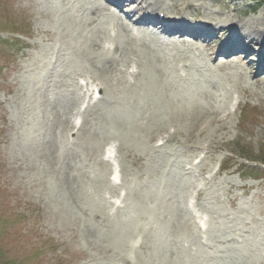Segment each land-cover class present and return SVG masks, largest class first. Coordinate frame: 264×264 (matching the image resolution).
Wrapping results in <instances>:
<instances>
[{"label": "rangeland", "instance_id": "obj_1", "mask_svg": "<svg viewBox=\"0 0 264 264\" xmlns=\"http://www.w3.org/2000/svg\"><path fill=\"white\" fill-rule=\"evenodd\" d=\"M153 1L161 6L152 16L165 12L171 39L150 25L135 29L126 15L130 7L111 0H0V264H264L259 46L246 58L214 55L188 32L226 18L261 26L264 6L253 0ZM73 17L78 21L66 36ZM90 19L97 21L92 27ZM124 23L128 36L139 39L130 44L144 60L139 64L153 58L156 85L162 81L147 85L145 70L138 77L145 94L135 87L117 98L124 85H106L124 76L119 69L135 68L104 33L122 44L129 38ZM176 24L189 27L178 32ZM97 32L109 51L95 47L88 56L78 48L73 54L82 35ZM220 33L212 40L215 50L226 37ZM162 40L184 55L162 54ZM103 61L117 70L100 73L96 65ZM103 77L100 92L96 82ZM197 101L207 115H195ZM142 102L148 109L139 108ZM88 105L95 115L77 113ZM141 114L142 125H134ZM112 144L119 182L110 178L113 163L103 159ZM178 220L189 221L193 231L189 240L181 237V257L170 261L159 247L174 238L166 226ZM141 228L156 241L137 251Z\"/></svg>", "mask_w": 264, "mask_h": 264}, {"label": "bare ground", "instance_id": "obj_2", "mask_svg": "<svg viewBox=\"0 0 264 264\" xmlns=\"http://www.w3.org/2000/svg\"><path fill=\"white\" fill-rule=\"evenodd\" d=\"M111 2L115 5H117L119 3L121 6L127 5L128 7H130L128 9V12L126 13V15L133 22H140V23L150 22V23H155V24H162V28H160V29H162V30L164 29V31H165V28H166L165 24H167L165 22V20H163L162 18H159L157 16L153 17V16H155V15H153L154 9L156 7L161 6V5H157V3L154 2L153 0H111ZM186 3H187V7L191 6L190 2H186ZM99 7H104V4L103 3L100 4L96 9H98ZM91 15L92 14H90V16ZM206 15L211 16L210 18H212V19H217L216 18L217 15L216 14L214 15V13H209ZM132 17L134 20L132 19ZM83 18H84V16L80 15V20H82ZM70 20L72 21L71 24L68 25L67 27H64V29L66 30V36H68L70 34L69 28L70 27L72 28L75 25L73 20L78 21V18L73 17V19L70 18ZM79 22H80V24L83 23L82 21H79ZM96 22H97L96 19H93V20L90 19L88 26L92 27V25H94ZM219 22H221V23H219ZM219 22H217L215 25H213V24H207L206 25V24L198 23V24L194 25L195 26L194 28H196L197 31H189L188 30V32H192L194 34H197L198 37L203 39L204 42L206 44H208V47L210 46L209 49L212 50V54H214V55L216 53H219V52H222V54H227V53L231 52L237 58H240V57L246 58V57H248L249 52L253 51L255 46L258 45L259 46V49H257V58L258 59L256 61H257L258 66H261V68H263L262 65H264L263 64L264 63V22L261 23V26H258V25L254 26V25L249 24L247 22L245 23L243 20H240V21L236 20L235 21L234 19H231V18H226L225 20H221ZM163 25H164V27H163ZM120 26L122 28H124V31L126 32V36H128V34L131 33L126 29L127 24H125V27L122 25H120ZM132 26H134L136 29V26H138V25L134 24ZM182 26L176 24V27L173 26V28L175 30H178V31H186L185 28L189 27V26H184L185 28H182ZM157 28H159V27H157ZM139 29L141 30L140 27L137 28L138 31H139ZM217 31L224 33V35L226 37L222 41L220 47L215 50L214 49L215 45L212 43V40L214 38V34H216ZM46 32H47V34H50L49 31H46ZM101 37H102V35L100 32H97L90 37L88 36V38L86 35H82L81 39H79L76 42L75 47H72L73 54H74V51H76L78 48L86 49V51L88 52V54H87L88 56H91V54L95 55V53H96V51L94 50L95 47H98L99 52L109 51L110 48L106 47L105 45H103L101 43V40H100ZM104 37L107 38L108 40L112 41L115 45H117L114 47L115 48L114 51L117 54L122 53V55L125 57V62H127V64L133 63L132 66H133V68H135V72H132V73L126 71L127 69H124V71L119 69L118 71L124 72V76L120 77L118 80H115V84L114 83L107 84L106 85L107 89L109 86H117L118 84L124 85V87H122V89H121V92H120V87L116 90L115 95L117 98H120L123 95L124 89L135 90V87L137 88V90H136L137 92L144 91V94H145V91H146L145 83L143 81L142 82L138 81V77L140 78L143 74L145 75V70H147V73L149 74L146 84L147 85L148 84L149 85H151V84L156 85V76H155V72H154L156 65L153 64V62H152L153 58L148 59L147 63H145L144 65H141L142 61H144V60H142V58H140V55L138 52L137 53L135 52V51H137L136 48H133L134 46L130 45V44H138L139 39L137 38V36L134 35L132 38L128 36L129 38L127 40H123L124 42H122V44H119V42H117V38L112 37L108 31H106L104 33ZM149 37L151 39H155V36L152 34H150ZM140 40H142L143 42H147V41H149V38L148 37H141ZM214 41H215V39H214ZM164 43L167 45L165 47L166 49L162 52V54L163 53L166 55L169 54V55L174 56V57H177V55H178V57L181 55H184V53L176 52L173 50L172 47H170L172 42L169 44L167 42H164ZM139 44L143 45L144 47L149 48V50L152 52L158 51L155 47H152V46L147 45L145 43H139ZM213 49L215 51H213ZM237 51H239L241 53L236 54V53H238ZM130 52H132L133 57L132 56L128 57V54ZM134 55L135 56L137 55L138 58L135 59ZM210 57H211V59L209 58L210 60H212L214 58L212 55ZM112 61H113V59L108 60V62H112ZM139 63H141V64H139ZM114 64L115 63L107 64L106 62L103 61V64H101V65L97 64L96 67H97L98 71L103 74V73L108 72L110 69L117 70L116 66L112 67ZM180 66L181 67H187V64L183 63ZM124 67L127 68L128 66H124ZM160 81H162V80L161 79L158 80V83L156 85L157 87H159ZM103 82H106L105 77H103L102 82H96L95 90H100V92L101 91L103 92L105 90V86L102 84ZM159 89H161V88H159ZM144 94H143V96H144ZM143 96H142V93H139L138 98H142ZM102 99H103V96L100 98L99 101H102ZM199 102L200 101H197V103H195L196 104L195 111H197L195 113V115L197 117L201 116L200 114L207 115L208 112H206L204 110L203 106L200 105ZM139 108L143 109V110L145 108L148 109L147 107H145L143 102L139 103ZM76 109H78L76 111L81 113V114L86 113L88 115H92L94 113L95 114L97 113L96 112L97 109H95L94 105H89L86 108V110L83 112L80 111L79 107H77ZM74 110H75V108L70 109V111H74ZM137 117L138 118H134V120H135L134 125L141 126L142 125L141 120H143L145 118V115L141 114ZM95 125L97 126L98 122L95 123ZM208 125H209V123H208ZM206 127L200 128V132L204 131L206 129ZM166 138H167V135L161 136L160 139H161L162 144L167 142ZM109 151H110L109 152L110 154H113V149H109ZM105 152H104V154H105ZM112 157H111V159H112ZM103 159H105V158H103ZM114 160H115V158L112 159V161H114ZM108 161L110 162V159ZM113 174L114 173H112V176H113ZM101 197L106 199L107 201H110L113 203V201L110 200L111 197H108V196L103 195V194L101 195ZM121 205H119V206H121ZM166 228L171 234L174 235V238L173 239H167V240L161 242L159 249H161L162 253H164V255H163L164 258L166 257V259L170 260V261H177L181 257V255H180L181 251H184L183 247L179 243L181 240V237H185L189 240L188 237L191 234V230L193 231V226L191 223H189V221L183 222L181 220H178V221H175V222L168 224L166 226ZM141 229H142L143 234H144V240L140 244L137 243L134 246L135 249H138V248L144 249L145 247H148L150 244H153L156 241V240L154 241L151 239V237L149 236L150 231H148V229H146V230H144L143 228H141ZM137 251H141V250L138 249Z\"/></svg>", "mask_w": 264, "mask_h": 264}, {"label": "trees", "instance_id": "obj_3", "mask_svg": "<svg viewBox=\"0 0 264 264\" xmlns=\"http://www.w3.org/2000/svg\"><path fill=\"white\" fill-rule=\"evenodd\" d=\"M259 5H264V0H255Z\"/></svg>", "mask_w": 264, "mask_h": 264}]
</instances>
